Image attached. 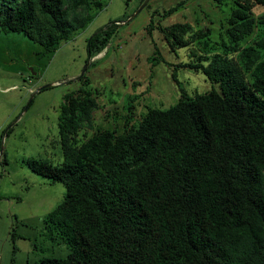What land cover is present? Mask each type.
Instances as JSON below:
<instances>
[{
	"label": "trees",
	"instance_id": "1",
	"mask_svg": "<svg viewBox=\"0 0 264 264\" xmlns=\"http://www.w3.org/2000/svg\"><path fill=\"white\" fill-rule=\"evenodd\" d=\"M234 4L224 52L176 65L178 101L150 108L129 130H100L79 141L98 101L85 86L65 94L58 122L61 163L30 158L28 164L66 188L44 224L45 237L60 238L70 252L35 264H264V38L238 49L257 23L253 8L264 7V0ZM103 5L0 0V27L53 51L84 30ZM120 26L111 21L87 39L89 58ZM192 30L187 22L163 28L172 49L187 46L184 36ZM209 35V27L192 33L197 39ZM231 51H240L239 57ZM162 61L156 46L149 62ZM178 67L202 71L219 88L189 94Z\"/></svg>",
	"mask_w": 264,
	"mask_h": 264
},
{
	"label": "rangeland",
	"instance_id": "2",
	"mask_svg": "<svg viewBox=\"0 0 264 264\" xmlns=\"http://www.w3.org/2000/svg\"><path fill=\"white\" fill-rule=\"evenodd\" d=\"M180 1L103 0L93 21L73 40L59 41L53 51L24 33L0 27V264H35L43 257H66L70 252L60 238L56 243L45 237L44 224L46 215L64 199L66 188L28 164L30 158L61 163L58 122L65 94L85 86L98 101L91 122L82 123L79 141L100 130L121 133L137 125L150 108L165 109L178 101L180 90L172 77L176 65L224 52L234 0H187L174 13L163 15ZM252 12L257 23L240 50L264 38V7L256 5ZM111 21L121 23L119 32L89 58L87 39ZM184 22L193 26L184 36L189 44L172 49L163 28ZM205 27L210 28L209 37H192ZM156 46L164 61L152 66L149 58ZM239 52L228 53L239 57ZM177 74L191 95L219 88L202 71L178 67Z\"/></svg>",
	"mask_w": 264,
	"mask_h": 264
},
{
	"label": "water",
	"instance_id": "3",
	"mask_svg": "<svg viewBox=\"0 0 264 264\" xmlns=\"http://www.w3.org/2000/svg\"><path fill=\"white\" fill-rule=\"evenodd\" d=\"M148 2V0H146V2H145V4ZM84 73H85V71L82 73V75H84ZM51 86V84H48V85H46V87H50Z\"/></svg>",
	"mask_w": 264,
	"mask_h": 264
},
{
	"label": "built area",
	"instance_id": "4",
	"mask_svg": "<svg viewBox=\"0 0 264 264\" xmlns=\"http://www.w3.org/2000/svg\"><path fill=\"white\" fill-rule=\"evenodd\" d=\"M2 158H3V154L2 152H0V161L2 160Z\"/></svg>",
	"mask_w": 264,
	"mask_h": 264
}]
</instances>
